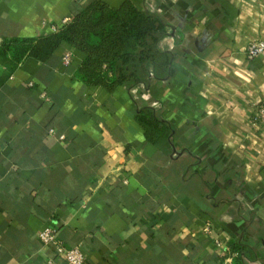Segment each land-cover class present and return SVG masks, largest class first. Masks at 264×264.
Masks as SVG:
<instances>
[{
	"label": "crops",
	"instance_id": "obj_1",
	"mask_svg": "<svg viewBox=\"0 0 264 264\" xmlns=\"http://www.w3.org/2000/svg\"><path fill=\"white\" fill-rule=\"evenodd\" d=\"M91 1L163 22L141 82L86 84L80 52L37 43ZM255 40L264 0H0V264H65L38 238L48 227L85 264H232L235 246L264 264ZM18 41L34 54L16 61ZM141 112L164 132L150 136Z\"/></svg>",
	"mask_w": 264,
	"mask_h": 264
},
{
	"label": "trees",
	"instance_id": "obj_2",
	"mask_svg": "<svg viewBox=\"0 0 264 264\" xmlns=\"http://www.w3.org/2000/svg\"><path fill=\"white\" fill-rule=\"evenodd\" d=\"M164 27L158 17L140 12L129 3L119 9H111L101 2L91 1L57 34L37 43L49 51L62 42L68 43L84 56L79 70L81 80L112 90L137 84L148 74L159 55L157 44L165 32ZM90 31L96 33L98 44L86 49L82 37ZM15 44H21V49ZM8 49L15 54L16 61L35 51L31 42L24 41L9 44ZM138 120L150 136L157 131L164 132V124L152 112H141ZM234 248L238 257L232 264H251L246 261V252L242 247Z\"/></svg>",
	"mask_w": 264,
	"mask_h": 264
},
{
	"label": "built area",
	"instance_id": "obj_3",
	"mask_svg": "<svg viewBox=\"0 0 264 264\" xmlns=\"http://www.w3.org/2000/svg\"><path fill=\"white\" fill-rule=\"evenodd\" d=\"M70 23V20L64 21L63 25ZM57 31V28H52ZM246 57L249 60H256L264 56V42L255 40L250 42L245 49ZM71 62V54H66L63 57V65L67 66ZM251 125L253 127H260L264 131V99L253 106V117ZM50 135H55L54 130H49ZM60 140H64V136H60ZM208 231V230H207ZM38 238L40 242L48 248H51L57 257L65 264H85L86 255L80 248H66L64 244L58 239L57 231L48 227L39 233ZM216 245H221L219 241L215 240ZM49 264H53L50 262Z\"/></svg>",
	"mask_w": 264,
	"mask_h": 264
},
{
	"label": "rangeland",
	"instance_id": "obj_4",
	"mask_svg": "<svg viewBox=\"0 0 264 264\" xmlns=\"http://www.w3.org/2000/svg\"><path fill=\"white\" fill-rule=\"evenodd\" d=\"M94 31L86 32L85 35L82 37V42L86 49L94 48L98 44V39L95 35Z\"/></svg>",
	"mask_w": 264,
	"mask_h": 264
}]
</instances>
